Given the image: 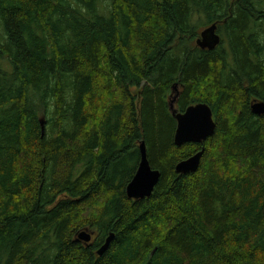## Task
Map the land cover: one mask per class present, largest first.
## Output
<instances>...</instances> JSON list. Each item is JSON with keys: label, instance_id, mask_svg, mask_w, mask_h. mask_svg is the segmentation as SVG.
<instances>
[{"label": "trees", "instance_id": "trees-1", "mask_svg": "<svg viewBox=\"0 0 264 264\" xmlns=\"http://www.w3.org/2000/svg\"><path fill=\"white\" fill-rule=\"evenodd\" d=\"M174 84L178 111L211 107L203 144L174 143ZM255 100L264 0H0V264H264ZM141 140L160 178L134 200Z\"/></svg>", "mask_w": 264, "mask_h": 264}, {"label": "water", "instance_id": "water-1", "mask_svg": "<svg viewBox=\"0 0 264 264\" xmlns=\"http://www.w3.org/2000/svg\"><path fill=\"white\" fill-rule=\"evenodd\" d=\"M219 41L220 37L216 32V24L213 23L201 31L200 37L197 38L196 43L202 48L212 49L217 46ZM172 88L176 91L177 85L174 84ZM177 95L178 93L176 92L169 100L170 112L176 120V129L173 137L175 145L181 146L189 142L203 144L214 134L216 128L211 107L205 102H198L187 106L183 112H180L175 108ZM250 109L255 115H263L264 102L255 100L251 103ZM138 149L140 155L139 163L136 172L125 188L127 197L134 200L151 196L160 178L159 170L152 168L149 163L144 140L139 142ZM203 153L204 147L202 146V148L194 154L179 161L175 165V171L179 174H188L197 171ZM92 234V231L82 229L76 234L74 241H82L87 246H90L92 243ZM113 238L114 234L110 233L105 238L103 244L96 250L97 255L100 256L107 250ZM243 264L251 263L245 262Z\"/></svg>", "mask_w": 264, "mask_h": 264}, {"label": "rangeland", "instance_id": "rangeland-1", "mask_svg": "<svg viewBox=\"0 0 264 264\" xmlns=\"http://www.w3.org/2000/svg\"><path fill=\"white\" fill-rule=\"evenodd\" d=\"M204 28H206V26H205V27H202V28L200 29V32H201ZM200 32H199V33H200ZM133 91H134V93L137 92V90H135V89H133ZM178 91H179V88L177 87V91H175V92L178 93ZM175 92H174V90H173V88H172L171 93H170V98H169V99H171V98L175 95ZM88 230L91 231L90 229H88ZM92 232H93V231H92ZM75 237H76V235H75Z\"/></svg>", "mask_w": 264, "mask_h": 264}, {"label": "flooded vegetation", "instance_id": "flooded-vegetation-1", "mask_svg": "<svg viewBox=\"0 0 264 264\" xmlns=\"http://www.w3.org/2000/svg\"><path fill=\"white\" fill-rule=\"evenodd\" d=\"M211 25V24H210ZM201 33V32H200ZM177 91V90H176ZM175 92V91H174ZM176 93V92H175ZM95 238V234H94V232H93V234H92V238H91V241H93V239ZM79 242H81V243H83V244H85L84 242H82V241H79ZM86 245V244H85ZM87 246V245H86Z\"/></svg>", "mask_w": 264, "mask_h": 264}]
</instances>
